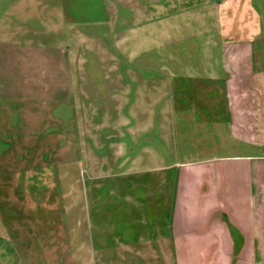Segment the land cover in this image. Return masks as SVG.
Segmentation results:
<instances>
[{
	"label": "rangeland",
	"instance_id": "obj_1",
	"mask_svg": "<svg viewBox=\"0 0 264 264\" xmlns=\"http://www.w3.org/2000/svg\"><path fill=\"white\" fill-rule=\"evenodd\" d=\"M238 79L264 142V0H0V264H210L129 244L170 233L195 168L250 151Z\"/></svg>",
	"mask_w": 264,
	"mask_h": 264
},
{
	"label": "crops",
	"instance_id": "obj_2",
	"mask_svg": "<svg viewBox=\"0 0 264 264\" xmlns=\"http://www.w3.org/2000/svg\"><path fill=\"white\" fill-rule=\"evenodd\" d=\"M239 83V79L228 83L229 98L232 99L230 127L237 139L232 147L250 151L218 157L209 166L208 173L202 164L195 168L190 182L185 184L192 189L180 188L173 207L169 208L172 215L164 227L170 233H160L154 241L158 251L155 253L153 247H148L154 243L150 237L143 241L138 239L140 235L131 239V249L146 245L148 253L164 254L170 261L173 244L175 250L178 249L174 258L178 257L179 263H183L187 256L184 248L188 244L201 252H210L206 257L210 264L221 261L223 264H264V142L259 141L255 133V127H258L255 110L244 106L245 100L252 95L250 88L245 91ZM213 245L216 248L210 251L209 247ZM180 246L185 251L182 256ZM139 252L135 249V255Z\"/></svg>",
	"mask_w": 264,
	"mask_h": 264
}]
</instances>
